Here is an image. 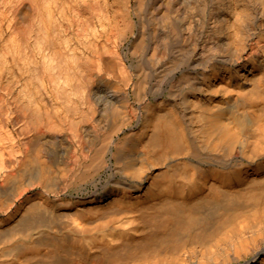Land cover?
I'll return each instance as SVG.
<instances>
[{
	"label": "bare ground",
	"instance_id": "1",
	"mask_svg": "<svg viewBox=\"0 0 264 264\" xmlns=\"http://www.w3.org/2000/svg\"><path fill=\"white\" fill-rule=\"evenodd\" d=\"M0 264H264V0H0Z\"/></svg>",
	"mask_w": 264,
	"mask_h": 264
}]
</instances>
